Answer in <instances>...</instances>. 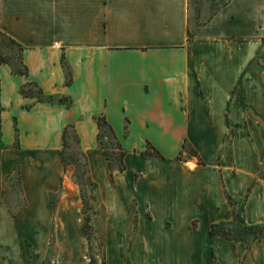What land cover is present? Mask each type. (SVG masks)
Wrapping results in <instances>:
<instances>
[{
	"label": "crops",
	"instance_id": "crops-1",
	"mask_svg": "<svg viewBox=\"0 0 264 264\" xmlns=\"http://www.w3.org/2000/svg\"><path fill=\"white\" fill-rule=\"evenodd\" d=\"M0 32L25 72L0 63V264H48L82 237L52 232L54 198L76 188L69 131L106 264H264V239L211 233L241 202L264 225V0H0Z\"/></svg>",
	"mask_w": 264,
	"mask_h": 264
},
{
	"label": "rangeland",
	"instance_id": "rangeland-1",
	"mask_svg": "<svg viewBox=\"0 0 264 264\" xmlns=\"http://www.w3.org/2000/svg\"><path fill=\"white\" fill-rule=\"evenodd\" d=\"M0 61L8 62L17 72L25 73L21 66V49L2 32H0ZM32 89L33 92L36 91L34 88ZM105 129L107 133H110L108 128ZM68 136L66 163L73 172V182L76 188L72 192L68 190L67 197L63 202H60V197L54 198L55 221L52 225V232H65L77 235V237L82 235V237L60 241L62 246L67 248V253L60 256H50L48 264H53L54 260L58 259L61 260L60 264H106L105 241L92 238L94 232L105 231V209L98 197L96 186L89 178L87 161L80 150L75 134L73 131H69ZM253 136L256 138V133ZM112 145L113 151H109V155L112 165L117 169L120 165L121 148L116 143ZM184 152L195 155L192 148H186ZM14 182H17L16 178ZM14 188L19 194L17 187ZM243 206L242 202L236 206L237 217L235 224L231 227L233 228L232 235L237 241L242 240L247 244L264 239V225L248 226L245 224ZM53 242L56 244L54 247H60L58 246L59 241Z\"/></svg>",
	"mask_w": 264,
	"mask_h": 264
},
{
	"label": "trees",
	"instance_id": "trees-1",
	"mask_svg": "<svg viewBox=\"0 0 264 264\" xmlns=\"http://www.w3.org/2000/svg\"><path fill=\"white\" fill-rule=\"evenodd\" d=\"M0 63H3V62L0 61ZM6 63H8V62H6ZM18 73H20V72H18ZM71 81H72V78H71L70 73L68 72V83H70ZM39 98H41V97H39ZM48 100L52 102V101H55L57 99H55L53 97H50V98H48ZM59 102L66 103V104L70 105V102L67 99H65V98L59 99ZM98 124H99L100 127H102V128H108V130L110 132H112V129L109 127V125L106 123L105 120H103L101 118L98 119ZM68 131L66 130V135H67V132ZM66 148H68V143L67 142H66ZM186 148H188V147L187 146H184V151L186 150ZM144 154L149 155V156H154V157H160L161 156L160 153L154 147L149 146V145H148V148H147V150L145 151ZM194 154L196 156V152H194ZM108 158L110 160V165H112L111 157L109 155H108ZM123 158H124V154L121 153L120 154V159H119L120 160L119 161L120 162L119 170L121 172H123L125 170V165H124V162H123ZM64 162H66V158H64ZM230 203L233 206H235L237 204V203H234L231 198H230ZM233 216L234 217H233V220L231 222L220 223V224H214V225H212V227H211V233L213 235H219V236L228 238L230 240L237 241V239L232 235L233 228H231L235 224V222H236L237 215H236L235 212L233 213ZM251 228H253V227H251ZM241 242L244 243L248 248L251 246V244H247V243L243 242L242 240H241Z\"/></svg>",
	"mask_w": 264,
	"mask_h": 264
}]
</instances>
